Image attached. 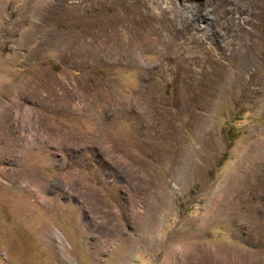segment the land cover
Wrapping results in <instances>:
<instances>
[{"label":"rangeland","instance_id":"1","mask_svg":"<svg viewBox=\"0 0 264 264\" xmlns=\"http://www.w3.org/2000/svg\"><path fill=\"white\" fill-rule=\"evenodd\" d=\"M0 264H264V0H0Z\"/></svg>","mask_w":264,"mask_h":264},{"label":"bare ground","instance_id":"2","mask_svg":"<svg viewBox=\"0 0 264 264\" xmlns=\"http://www.w3.org/2000/svg\"><path fill=\"white\" fill-rule=\"evenodd\" d=\"M46 200V199H45ZM47 201V200H46ZM121 230V229H120ZM118 232V231H117ZM119 234V233H118ZM110 235H112V234H110ZM111 237V236H110ZM113 238V237H112ZM119 239H120V237H119ZM65 242V240L63 239V238H61V243H64ZM64 246V245H63ZM68 252V251H67ZM213 263V262H212Z\"/></svg>","mask_w":264,"mask_h":264}]
</instances>
